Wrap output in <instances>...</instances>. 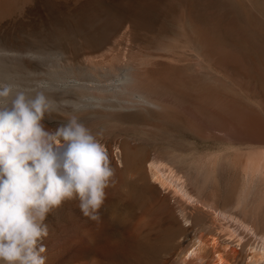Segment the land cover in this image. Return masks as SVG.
Returning <instances> with one entry per match:
<instances>
[{"label": "rangeland", "instance_id": "1", "mask_svg": "<svg viewBox=\"0 0 264 264\" xmlns=\"http://www.w3.org/2000/svg\"><path fill=\"white\" fill-rule=\"evenodd\" d=\"M190 1L32 0L24 12L0 18L1 48L37 49L38 54L33 70L22 68L18 58L0 57V82L22 86L13 84V96L5 105L10 106L18 91L29 99L43 93L51 106L42 121L45 130L54 132L75 117L106 146L116 172L115 184L123 176L121 151L125 146L166 155L188 169L193 154H212L228 143L197 137L178 110L151 109L129 100L140 90L171 92L170 85L180 73L199 68L187 46ZM165 51L184 69L163 66L153 71L154 54ZM124 75L128 83L121 81ZM226 178L223 173L218 186L206 191L201 179L197 183L207 200L212 201L215 194L219 203L230 205L233 197L228 194ZM261 183L257 178V189ZM124 193L123 187L107 190L98 222L83 215L78 199L50 213L45 221L49 236L43 241L47 264H264V250L259 248L264 216L237 214L255 228V235L228 215L208 212L185 197L168 196L160 187L151 188L148 207L164 232L150 229L146 237L137 229L141 206L133 198L122 203L119 198ZM124 207L133 216L124 219L120 214ZM170 211L184 228L171 239ZM180 211L187 220L180 217ZM184 247L196 252L184 257ZM215 249L212 257L210 251ZM219 254L221 261L215 259Z\"/></svg>", "mask_w": 264, "mask_h": 264}, {"label": "bare ground", "instance_id": "2", "mask_svg": "<svg viewBox=\"0 0 264 264\" xmlns=\"http://www.w3.org/2000/svg\"><path fill=\"white\" fill-rule=\"evenodd\" d=\"M31 1L0 0L1 20L16 15V11L24 12ZM187 17L188 52L197 60L199 68L190 74L180 73L179 78L170 85L173 86L171 92L144 93L140 90L129 101L134 100L137 106L151 109L178 110L188 129L197 137L204 141L223 140L228 146L212 154H193L188 169L166 155L157 152L148 154L144 148L130 150L125 146L121 151L123 176L114 188L125 189L122 194L125 196L119 198L122 203L132 198L138 201L142 213L137 223L139 228L135 227L145 235L150 229L164 232L148 207L151 205L149 191L157 187L167 190L168 196L172 194L176 199L185 197L208 212L228 215L244 229L258 235L255 228L238 218L237 214L264 216V0H217V4L215 0H191ZM12 49L0 47V57L18 58L22 68L34 69L37 49ZM124 54L127 56V53ZM154 56L157 58L151 60L150 67L153 71L163 66L184 69L175 62L170 51L158 52ZM128 80L129 77L125 75L121 79L125 83ZM15 85L18 87L19 84ZM191 173L195 178L191 177ZM223 173L227 174L228 194L233 197L230 205L219 203L215 194H212V201L207 200L197 183L201 179L203 186H206L205 191L212 189L218 186ZM257 178L262 182L258 184V189ZM253 196L256 198L251 200ZM120 214L124 219L133 216L128 207L122 208ZM173 214L170 211L174 229L169 233V239L184 229ZM178 214L184 220L188 219L184 211ZM260 240L259 248L264 250V234L260 235ZM254 249L257 250L256 247ZM195 252L190 247L183 249L184 257H190ZM216 253V249L210 251L212 257ZM215 259L221 261L222 257L219 254Z\"/></svg>", "mask_w": 264, "mask_h": 264}, {"label": "clouds", "instance_id": "3", "mask_svg": "<svg viewBox=\"0 0 264 264\" xmlns=\"http://www.w3.org/2000/svg\"><path fill=\"white\" fill-rule=\"evenodd\" d=\"M12 96L13 86L0 84V264H47L48 215L78 199L98 222L116 172L106 146L75 117L45 130L43 93L18 91L5 105Z\"/></svg>", "mask_w": 264, "mask_h": 264}]
</instances>
